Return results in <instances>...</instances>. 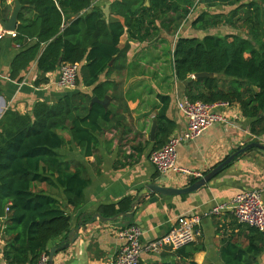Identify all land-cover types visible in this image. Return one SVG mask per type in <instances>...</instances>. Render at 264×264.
Here are the masks:
<instances>
[{
  "label": "trees",
  "instance_id": "trees-1",
  "mask_svg": "<svg viewBox=\"0 0 264 264\" xmlns=\"http://www.w3.org/2000/svg\"><path fill=\"white\" fill-rule=\"evenodd\" d=\"M20 3L35 15H19L20 24L12 39L20 50L13 59L10 79L21 81V73L36 63V85H41L48 82L49 73L67 64H78L76 85L79 90L91 92L77 91L52 103L37 102L26 114L9 109L0 120V219L7 221L6 233L11 238L5 250L9 264L35 263L42 254H49L52 240L66 239L71 229V217L62 203L37 191L34 184L62 188L68 205L75 208L84 201L90 178L85 172H71L65 166L58 153L65 144L61 132H67L70 144L87 157L94 155L104 133L128 134L131 111L124 81L113 80L112 75L126 70L130 41L150 43L159 38L161 31L176 36L199 6L235 8L228 14L202 12L193 20V29L206 35L177 39L173 54L175 77L192 102L239 105L243 117L251 120L252 135L264 137V0H116L110 10L124 22L107 20L93 0ZM11 9L6 0H0V21L10 19ZM71 17L77 18L72 21ZM223 24L241 34H208ZM125 34L129 42L122 46ZM198 73L216 77L193 79ZM108 96L111 103L107 109L98 103L92 105L94 97L104 100ZM159 99L162 107L156 115L154 150L163 147L176 129V123L167 117L171 98ZM140 148L133 149L140 153ZM134 154L125 157L132 159ZM132 202L131 198L122 201L120 211L108 209L116 217L127 212ZM248 230L254 236L246 248L224 245L221 258L225 264H259L264 233ZM162 256L181 261L153 264H196L186 247Z\"/></svg>",
  "mask_w": 264,
  "mask_h": 264
},
{
  "label": "crops",
  "instance_id": "crops-1",
  "mask_svg": "<svg viewBox=\"0 0 264 264\" xmlns=\"http://www.w3.org/2000/svg\"><path fill=\"white\" fill-rule=\"evenodd\" d=\"M114 1L116 0H102L97 6L104 12L107 20L124 22L110 10ZM250 1L252 0H248ZM6 4L12 8L11 16L16 0H6ZM198 10L211 14L224 13L212 12L210 8L199 6L195 11L192 10L187 23L176 36L172 37L161 31L159 38L150 43L130 41L126 70L112 75L113 80L124 81L125 99L131 111V117L127 120L130 129L128 134L125 135L124 132L119 134L116 131L104 133L99 138L100 145L94 155L87 157L83 150L70 144L72 142L67 132H61L65 144L58 153L65 166L70 168L71 172L78 170L85 172L90 178V185L84 191L82 205L75 208L68 205L62 188L43 183L34 184L37 191L42 190L62 203L71 217V229L77 228L82 218L84 225L87 226L86 230L82 226L78 239L69 249L55 254L53 264H109L116 259L122 248L117 230L127 224L125 222L129 219L123 216L130 210L129 208L119 219H114L110 208L115 207L119 210V204L127 198L134 201L140 190L150 183L185 188L192 184L191 178L198 180L179 173L162 175L149 161V156L154 150L152 145L154 142L150 136L151 128L156 120L157 111L162 107L159 96L171 98L167 117L176 123L171 138L182 136L188 129V120L178 108V102L186 95L184 85L175 77L173 54L178 38L198 36L193 33L195 29L192 27L196 18L194 15ZM21 13L25 17L35 15L34 12L27 11L26 7ZM76 18L71 17L72 21ZM188 30L190 34H187ZM1 31L4 29L0 23ZM127 42L129 39L125 34L121 45ZM167 45L168 53L165 52ZM19 50L6 33L0 44V120L9 109L26 114L37 102L52 103L77 91L91 92L84 88L70 90L59 87L60 70L49 73L46 76L47 83L36 85L39 76L36 63H32L21 73V81L10 79L11 65ZM166 54L172 56L173 84L168 90H159L157 82L163 79L165 60L167 65ZM102 79L105 77L102 76ZM148 85L149 88H145ZM148 111L153 112L150 117L136 120V116ZM216 111L226 115L227 124H216L198 139L184 141L178 146V165L201 174L202 177L246 145L254 142L264 144V137L252 135L251 120L243 117L239 105L218 107ZM148 140L151 144L147 143ZM136 146H142L140 153L133 149ZM131 152L135 153L133 158H126L125 156H129ZM254 190L261 191L264 199V151L259 149L250 150L236 158L207 186L194 193L172 197L157 195L158 201L155 203L144 201L135 209L134 218L129 223L140 226L143 232L142 240L148 243L170 232L179 218L202 216L214 206L231 205L238 193ZM98 214L103 219L94 218ZM6 228L7 221L0 219V264H9L5 258V250L11 244V238L6 233ZM252 236L254 235L248 228L239 224L234 214L226 210L202 221V236L186 247V253L193 254L196 264H225L221 258L224 245L232 243L246 248ZM65 240L63 238L52 240L48 247L49 256L50 251L61 246ZM162 254L159 256L143 254L141 264L181 261L180 258L165 257ZM258 263L264 264V252L258 257Z\"/></svg>",
  "mask_w": 264,
  "mask_h": 264
},
{
  "label": "built area",
  "instance_id": "built-area-1",
  "mask_svg": "<svg viewBox=\"0 0 264 264\" xmlns=\"http://www.w3.org/2000/svg\"><path fill=\"white\" fill-rule=\"evenodd\" d=\"M102 0H94L97 5ZM6 31L0 32L2 39ZM11 38L16 37L12 32ZM80 71L78 64H67L60 69L58 85L61 88L74 90ZM230 106L227 103L208 104L202 101L192 102L184 97L178 102V108L188 120V129L180 137H173L160 149L154 150L149 156V161L162 175L185 174L187 176L202 178L197 174L178 165V146L184 141H194L202 134L219 123H228L225 114L216 111L218 107ZM9 210V209H7ZM231 211L238 223L248 228L264 233V199L259 190L238 193L231 205H217L202 216L194 215L181 217L175 227L161 238L144 243L143 232L140 226L132 224L120 226L117 230L118 238L122 241V248L115 260L109 264H141L143 254L159 256L165 251H177L195 243L202 236V221L213 215ZM32 264H50L49 254H42Z\"/></svg>",
  "mask_w": 264,
  "mask_h": 264
},
{
  "label": "water",
  "instance_id": "water-1",
  "mask_svg": "<svg viewBox=\"0 0 264 264\" xmlns=\"http://www.w3.org/2000/svg\"><path fill=\"white\" fill-rule=\"evenodd\" d=\"M23 8L24 6L20 3V0H16V4L10 19L6 22L5 21L0 22L4 31L8 33L9 37H11L10 33L16 32L17 30L19 15ZM91 11L92 9H89V12ZM214 77H216V75L211 73H198L193 76V79H205V78H214ZM96 103L102 105L104 108L107 109L111 103V98L108 96L104 100H100L99 98L94 97L92 99V105ZM152 114H153L152 111L144 112L136 116V120H143L146 117H150ZM156 130H157V121L154 120L150 134L151 140L153 142L155 141L156 138ZM252 149H259L264 151V144L259 142H254L246 145L244 148L238 150L236 153L231 155L227 160L219 164L213 170L205 174L202 178L198 180H194L193 178H191L190 182L192 184L188 187L173 188V187H164L157 183L147 184L146 186H144L142 190H140L135 200L131 203L130 210L128 211V213L125 216H123L125 219H129L127 222H125L127 223L126 225H129L130 224L129 222L133 220L135 209L138 208L144 201L149 200V202L155 203L158 201L157 195L161 197H172V196H182V195L194 193L200 190L201 188H203L204 186H207V184H209L215 177H217L221 172H223L225 167L229 166V164H231L236 158L243 156ZM120 217H122V214L117 215L114 219H119ZM94 218L103 219L102 216L99 214L94 216ZM105 220L108 221L109 219H105ZM82 226L84 227V230L87 229V226L84 225L83 223V218L81 219L77 228H72L70 230L64 243L61 246L57 248H53L50 251V264H53L54 256L56 253L69 249L70 246L76 242Z\"/></svg>",
  "mask_w": 264,
  "mask_h": 264
},
{
  "label": "rangeland",
  "instance_id": "rangeland-1",
  "mask_svg": "<svg viewBox=\"0 0 264 264\" xmlns=\"http://www.w3.org/2000/svg\"><path fill=\"white\" fill-rule=\"evenodd\" d=\"M259 3H262V0H257ZM235 8V5H231V6H218L215 7L212 10V12H224V13H229L232 9ZM201 12V10H198V13H196L194 15V17H197ZM194 19V18H193ZM187 34H190L189 30L187 31ZM194 34L198 35L200 38H202L206 33L202 32V31H196L194 30L193 32ZM208 33L211 34H215V35H227L229 33H237V34H241L238 30L234 29L233 26H230L229 24L225 25H221L220 27L214 29V30H210ZM168 48L169 46H165V52L168 53ZM167 57V65H166V60L164 63V74H163V79L162 80H158L157 82V86L159 87V90H168L170 89L169 86H171L173 84V65H172V56H170L169 54H166ZM149 88V85L146 86L145 88ZM78 88V86H76V88L74 90H76ZM155 90V89H154Z\"/></svg>",
  "mask_w": 264,
  "mask_h": 264
}]
</instances>
